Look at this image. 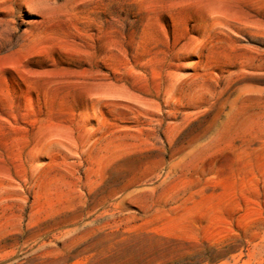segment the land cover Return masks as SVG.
Listing matches in <instances>:
<instances>
[{
	"label": "rangeland",
	"instance_id": "obj_1",
	"mask_svg": "<svg viewBox=\"0 0 264 264\" xmlns=\"http://www.w3.org/2000/svg\"><path fill=\"white\" fill-rule=\"evenodd\" d=\"M0 264H264V0H0Z\"/></svg>",
	"mask_w": 264,
	"mask_h": 264
}]
</instances>
